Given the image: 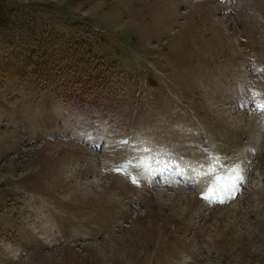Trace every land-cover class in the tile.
Wrapping results in <instances>:
<instances>
[{
	"label": "rangeland",
	"instance_id": "374dc122",
	"mask_svg": "<svg viewBox=\"0 0 264 264\" xmlns=\"http://www.w3.org/2000/svg\"><path fill=\"white\" fill-rule=\"evenodd\" d=\"M4 1L119 68L83 104L0 84V264H264V0Z\"/></svg>",
	"mask_w": 264,
	"mask_h": 264
},
{
	"label": "trees",
	"instance_id": "16d2710c",
	"mask_svg": "<svg viewBox=\"0 0 264 264\" xmlns=\"http://www.w3.org/2000/svg\"><path fill=\"white\" fill-rule=\"evenodd\" d=\"M44 12V6L0 0V83L32 77L39 90L79 104L116 94L112 78L119 67L97 53L98 35L88 21L66 18L57 23L60 30Z\"/></svg>",
	"mask_w": 264,
	"mask_h": 264
},
{
	"label": "bare ground",
	"instance_id": "6f19581e",
	"mask_svg": "<svg viewBox=\"0 0 264 264\" xmlns=\"http://www.w3.org/2000/svg\"><path fill=\"white\" fill-rule=\"evenodd\" d=\"M16 255H19L18 252H15V256H16Z\"/></svg>",
	"mask_w": 264,
	"mask_h": 264
}]
</instances>
